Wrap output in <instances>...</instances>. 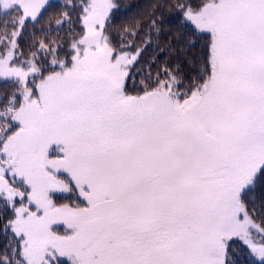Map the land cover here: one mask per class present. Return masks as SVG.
Returning a JSON list of instances; mask_svg holds the SVG:
<instances>
[{"label":"snow or ice","instance_id":"1","mask_svg":"<svg viewBox=\"0 0 264 264\" xmlns=\"http://www.w3.org/2000/svg\"><path fill=\"white\" fill-rule=\"evenodd\" d=\"M121 7L0 0V264H264V0Z\"/></svg>","mask_w":264,"mask_h":264},{"label":"trees","instance_id":"2","mask_svg":"<svg viewBox=\"0 0 264 264\" xmlns=\"http://www.w3.org/2000/svg\"><path fill=\"white\" fill-rule=\"evenodd\" d=\"M119 3L122 6L121 12L127 11L128 16H132L142 9H145L149 3V0H119ZM240 259L243 261V264H247V260L243 255L240 257Z\"/></svg>","mask_w":264,"mask_h":264}]
</instances>
